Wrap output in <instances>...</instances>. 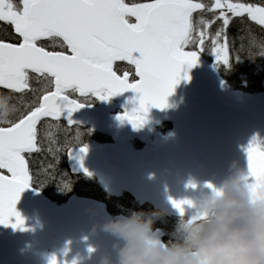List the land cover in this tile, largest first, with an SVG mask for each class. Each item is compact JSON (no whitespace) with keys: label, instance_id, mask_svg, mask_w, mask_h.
<instances>
[{"label":"snow or ice","instance_id":"obj_1","mask_svg":"<svg viewBox=\"0 0 264 264\" xmlns=\"http://www.w3.org/2000/svg\"><path fill=\"white\" fill-rule=\"evenodd\" d=\"M237 19L264 29V0H0V23L15 35L14 43L0 40V89L6 90L0 91V225L27 230L16 204L24 190L45 184L34 181L29 165L30 156L43 151L38 128L61 121L63 110L74 126L72 113L84 107L66 92L107 100L131 90L138 106L116 119L141 127L150 107H167L184 66L197 64L206 42L217 67L241 59L228 52L227 30ZM183 78H190L186 71ZM52 144L48 150L57 152ZM63 151L71 158L73 146ZM246 156L245 178L255 190L264 186V149L256 137ZM171 203L180 214L192 206L190 200Z\"/></svg>","mask_w":264,"mask_h":264},{"label":"water","instance_id":"obj_2","mask_svg":"<svg viewBox=\"0 0 264 264\" xmlns=\"http://www.w3.org/2000/svg\"><path fill=\"white\" fill-rule=\"evenodd\" d=\"M116 97L128 109L138 106V94L131 90ZM70 119L100 133L125 132V127L137 135L126 127L127 120L104 119L98 109L82 107ZM163 122L171 130L147 144L140 156L121 146L88 145L86 153L73 149L67 156L70 173L93 174L104 187L129 192L167 216L187 218L188 224L204 220L209 206L226 193H241L253 206L264 202V186L252 190L245 178L249 142L256 137L264 149V95L243 97L230 91L198 59L195 66H184L167 107L149 108L142 127L151 130ZM171 200H190L192 206L184 205L180 214ZM16 210L27 230L0 225V264H49L52 256L58 264H116L123 241L104 231L111 217L102 203L72 196L56 205L29 187ZM148 237L149 243L161 242L160 231ZM201 264H208L207 259L202 257Z\"/></svg>","mask_w":264,"mask_h":264},{"label":"clouds","instance_id":"obj_3","mask_svg":"<svg viewBox=\"0 0 264 264\" xmlns=\"http://www.w3.org/2000/svg\"><path fill=\"white\" fill-rule=\"evenodd\" d=\"M214 223L206 235L205 225L188 224L185 231L198 239L197 250L208 264H264V202L251 205L241 193H226L209 206ZM152 220L136 216L114 218L103 225L123 245L116 264H201V256L168 248L163 241L149 243Z\"/></svg>","mask_w":264,"mask_h":264},{"label":"trees","instance_id":"obj_4","mask_svg":"<svg viewBox=\"0 0 264 264\" xmlns=\"http://www.w3.org/2000/svg\"><path fill=\"white\" fill-rule=\"evenodd\" d=\"M208 2V0H204ZM259 2V0H256ZM208 15V14H206ZM199 13L194 14V19H198ZM1 28L4 24H0ZM217 25H213L209 30L211 33H215ZM0 33V40L12 42V37L7 33L6 28ZM228 37V52L230 57H236L239 55L241 59L238 61H231L230 66L225 68L223 65H214L216 72L221 79L235 91H239L245 95H251L254 93H262V82L264 80V29L259 25L249 22L247 20H234L227 30ZM208 47H205L206 51L200 53L201 57L211 62L210 46L211 42H207ZM251 57V58H250ZM65 135V134H64ZM66 138V135H65ZM65 138L63 142H65ZM66 140H69L67 137ZM55 149V145H52ZM59 147L57 152H50L49 144L46 145L47 155L35 154L33 158L29 159L30 171L33 175V179L36 183L44 182L43 186L33 185L34 188L41 190L51 200L56 203L64 202L70 195L76 194L80 197H89L98 200H102L109 207L111 213L122 212L129 210L136 217L141 220H146L150 209L142 208L139 210L129 209L128 201L124 198L112 199L108 202L100 197V187L97 185L94 178L89 176H73L67 170L63 153ZM44 152V151H43ZM55 157V158H53ZM62 161V162H61ZM54 165L52 171H48L49 165ZM67 181V186H63L58 183ZM99 193V194H97ZM111 204H113L111 207ZM151 211V210H150ZM158 216V217H156ZM152 225L151 227H165V221L159 214L152 212Z\"/></svg>","mask_w":264,"mask_h":264},{"label":"flooded vegetation","instance_id":"obj_5","mask_svg":"<svg viewBox=\"0 0 264 264\" xmlns=\"http://www.w3.org/2000/svg\"><path fill=\"white\" fill-rule=\"evenodd\" d=\"M3 28H6L7 33L10 31V35L13 38L12 43L15 42V35L11 30V27L9 25H4L2 28L0 26V33L4 30ZM9 30V31H8ZM33 87H38L36 83L32 82ZM0 91H6L3 89H0ZM66 95H69L70 98L77 99L78 102L82 103L84 107L90 108V109H98V113L101 117L106 119L108 116L115 117L119 114H122L125 110L131 111V108H127V104H124L118 97L111 96L107 100H101L98 99L96 96L92 95L91 93L86 94L85 96L81 97L77 93H75L74 89L69 90L65 93ZM32 94H28V99H31ZM65 118H67V114L62 118L61 121H47L43 122L39 128H38V142L41 147H43V151L40 154L43 153V155H47V149H46V143L49 141H53L52 145H55V147L58 149L60 148V151L63 153L64 161L66 159V153L63 151L64 148H67L69 145H66L63 143V140L65 138L66 132H70V134L67 137H79L80 138V144L79 147H82L84 145L88 144H100V145H116L120 144L124 146L126 149L131 151L134 154H139L142 149L144 148V144H142L141 139L145 135H150L149 141L152 142L155 138H158L159 135H163L170 126L167 124H162L160 126L154 127L151 131H147L146 129L140 128H133L132 125L129 123L126 127L132 131L138 132L141 137H131L128 134L124 132H107V133H100L92 131V129L89 126H68L65 122ZM51 124L56 129H52L50 131H47L44 129L45 125ZM55 124V125H54ZM123 131L127 132V129L124 127ZM78 132V134L76 133ZM128 133V132H127ZM50 138V139H49ZM79 147H73V148H79ZM112 198V197H111ZM113 199V198H112ZM129 209L135 210L134 207H128ZM129 211V210H128ZM137 211V210H136ZM130 212V211H129ZM206 230H210V228H206Z\"/></svg>","mask_w":264,"mask_h":264},{"label":"rangeland","instance_id":"obj_6","mask_svg":"<svg viewBox=\"0 0 264 264\" xmlns=\"http://www.w3.org/2000/svg\"><path fill=\"white\" fill-rule=\"evenodd\" d=\"M212 61L216 62L215 61V58L214 56L212 55ZM263 88H264V83H263ZM250 96H253V97H256V96H260L259 93H254ZM11 118V117H10ZM55 125V124H54ZM44 129L47 130V131H50L52 129H56V127H54L53 125L51 124H48V125H45L44 126ZM78 134V132H76ZM70 134V132H66V138L67 136ZM65 138V143L66 145H73V147H79L78 145L80 144V138L79 137H68L69 140H66ZM50 139V138H49ZM48 142L45 144L47 145ZM62 162V161H61ZM65 163V161H64ZM132 216H135L133 213L129 212ZM148 215L146 218V220L148 219H153L151 215L149 214H146ZM167 224V223H166ZM167 230L168 232L170 233V244L173 245L174 248H180V249H183V246H186L188 247V249H190V246L192 244H198V239L190 234H188L186 231H185V228L184 226H180L176 223H168V227H167ZM180 243H183V244H186V245H180Z\"/></svg>","mask_w":264,"mask_h":264}]
</instances>
